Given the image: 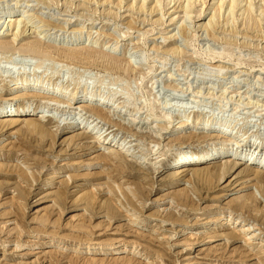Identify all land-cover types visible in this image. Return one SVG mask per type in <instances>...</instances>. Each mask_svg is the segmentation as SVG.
Segmentation results:
<instances>
[{"label": "rangeland", "instance_id": "1", "mask_svg": "<svg viewBox=\"0 0 264 264\" xmlns=\"http://www.w3.org/2000/svg\"><path fill=\"white\" fill-rule=\"evenodd\" d=\"M185 2L186 0H145L142 4V0H0V16L8 8H17L19 11L14 18H21L22 23L20 27L23 26L21 30L23 32L19 33L18 31L16 33L15 29H12V26H10L11 21L7 22L8 20H6L5 23H1L3 20L0 21V41L9 43V49L0 48V92L4 93L5 87H7L12 78L25 76L37 79L40 85L58 90H67L66 93L73 92L75 95V100H72L71 104L65 103V101L54 102L38 110L40 112L38 117L39 115L44 116L42 122L46 130H44L43 134L39 132L28 133L23 129H21L22 131H12L11 133V130H6V128L0 129V152H3L0 158L3 166V170L0 171V264H72L70 262L73 259H75L73 264H88L87 261H83L84 255L80 252L64 249L66 245L62 248L63 243L59 244L58 247L49 248L38 247L32 249L30 246L33 241L48 240L47 234L57 233L56 236L59 235L60 237L61 235L63 238H66L67 234L71 238L77 234L76 237L78 239H86V237L91 238L94 237L93 235L96 236L99 233L98 230L102 228L105 233L101 230L100 232L103 235L99 238H112L113 236L110 235L114 232L112 229L118 228L121 231L117 230V232L123 233L125 228L126 230L129 228L126 225L127 220L124 219L125 216L123 214L126 206L128 210L131 208L130 211L136 208V214L142 215V224L144 226L141 225L143 228L139 226L140 232L149 233L152 224L156 221H150L149 217L146 216L150 212H155L158 206L155 204V207L152 201L156 197L162 200V197L169 195V192L173 189L167 188L169 185L167 183L168 172H166L165 166L162 170L160 166L173 158L179 151L180 146H188L183 141L176 143L175 141L174 143L173 141L168 142L175 136L173 133L177 124H184L180 129L182 132L192 130V126L199 127L198 123H196V119L198 118L200 121L209 120L212 128L218 127L223 123L236 124V136L233 142L224 147V156L231 152H236L242 157L251 155L256 160L264 158V0H240L241 3L239 2L236 10L234 9V13L229 12L228 8H225V4L217 13L216 0H192V8L189 12L191 14L189 15L191 16L189 17L190 19L184 16V9L181 8V4L184 6ZM249 5L250 10L248 8ZM245 8L249 12L251 11V15L255 18L254 20L258 21V27L257 25L250 26L251 22L247 17L248 12H243ZM21 10L23 12L19 13ZM66 37H70L71 39L69 40ZM77 37L80 38L78 43H75L74 38ZM52 38L59 39V43L56 42L54 44L51 42L50 39ZM35 40H39L42 46L51 45L63 50L90 52L96 54L97 57L101 56L102 58L113 59L118 61L120 66L118 68L109 67L107 66V62H101L97 58L89 61L73 60L57 56L55 53L48 57H42L26 50H21V46ZM172 48L177 49V51L173 52ZM89 95H92L93 98L103 96L111 104L113 103L112 106L116 113H114V117L112 116L113 120L110 125L103 122L98 123L96 120L91 123L93 118L91 120L87 112L84 114L85 111L77 109L76 105H79L78 101H82ZM13 103L14 101H11L4 104L3 107H13ZM15 103H27L26 105L32 103L34 105L39 102L35 98H21L17 99ZM147 109H152V111L148 112ZM151 113L154 115L151 116ZM4 114L5 112H0V116ZM85 115L88 121L84 120L81 123ZM133 117L135 119L131 121ZM85 122H87L89 127L93 123V127L97 124L98 127H96L95 131L100 130L103 136L111 131L110 135H114V140L119 141L117 143H122L121 146H125L126 144V148L138 157L133 158L135 161L131 162L123 158L124 160L121 162H127H123L122 168H117L116 172L114 171L116 167L109 165V162L106 161V163L98 159L99 162L96 158H91L94 154L90 156L87 152V146L91 140L89 136L91 134H86L88 137L83 138L80 144H76L68 140V137L77 132L65 131L67 126L77 128L83 126L82 124ZM115 122H117V125H115ZM137 128L139 129L137 130ZM154 129L156 130L154 131ZM237 135L245 137V141L240 143V145H236L235 143L240 139ZM80 145L81 147H79ZM167 147L170 151L167 150V155L165 154L162 159L161 153L168 149ZM14 149L22 153H18L21 160L24 157L25 160L23 161L26 164L28 161L30 171L34 170L32 171L34 177L30 175L28 183H30L31 177L37 182L35 181L32 186H24L26 188L24 190H30L28 192L24 191L20 195L21 200H18L20 202L18 205L21 207H12L8 210L12 212L8 214L7 209L9 205L8 203V206L6 205L5 198L12 193L19 196L17 188L20 186L17 185L15 180L16 167L10 165L13 163H11L10 154H7L8 151H14ZM214 151V148L210 149L209 155H212ZM197 156L199 157V155H193L194 158H197ZM158 160L159 165L157 164L158 166L153 170L152 165ZM73 161H75V165L84 163L85 161L91 163L95 161L96 163H93L94 165H91L92 167L86 170H83L84 167L80 166L79 168V166L74 165L67 167V169H70L69 171H63L64 175L62 177L68 179L66 180V182L68 181L66 183L67 187L64 186L67 189L65 190V192L67 191V195H65L66 199L65 197L60 198L56 196L57 199L55 198V203L53 204L50 201L52 197H42L46 193L55 190L50 185L47 192H45L46 190L39 191V194L35 196L37 193L34 192L36 185L47 179L52 169L61 166L63 162L71 163ZM139 161L143 163L141 164ZM213 163L217 164L218 162L212 161L209 165ZM123 165H125L124 169ZM226 168L227 170L231 169L230 173L233 172L235 174L240 172L246 173L247 170L243 165L237 167L236 165L233 166L232 163L226 164ZM99 169L101 171L104 170V172L102 173ZM86 171H89L91 175H84L83 177L82 172ZM118 171L121 172L118 173ZM101 173L102 175L109 174L112 179H116V177L117 179L118 177L121 178L120 180L124 179L125 183L129 182V186L135 184L136 187L132 186V188L139 192L136 190L132 191L136 194L135 197L138 194L137 198L131 200V196H127L125 197L126 201H129L127 203L123 198V194L121 195V193L114 191V193L118 194L117 196L115 195L116 197L114 196V199L118 198V203L116 202L117 204L115 205L113 201L108 199L110 202L108 200L106 202L109 205L111 204L109 206L110 209L107 203L103 202L105 199H102L101 205L99 204L100 202L94 201L95 203L92 204L93 206L91 205V208L84 201H78L77 203L76 199L74 202L72 195L75 192L73 191V189L75 190L74 185L81 181L95 183L96 178L104 180L105 178H102ZM116 173L119 175L117 174L115 177L113 174ZM76 175L78 176L76 177ZM81 178L87 180H81ZM197 180L199 181L200 179H192V182L195 184ZM192 182H190L191 185H193ZM137 183H139V186ZM212 183L211 185L209 183H202L201 185L200 182V186L194 185V187L196 186L195 189H199L198 191L200 192L196 196V199L199 198L198 196L207 199V201L202 199L198 203L203 205L216 202L215 199L214 202L208 199L210 197L213 199L218 195V191L216 190L218 186L212 185ZM187 185L189 184L185 183L184 186ZM220 185L223 186V184ZM220 185L218 188H220ZM143 188L144 190H142ZM237 188L235 187L234 189ZM165 192L166 194H164ZM68 195L69 197L71 196L70 198H73L70 199ZM102 195L107 197V194H101V198H105ZM236 195L237 193L230 197ZM133 200H137L134 202L136 205H134ZM263 201L260 198V202H258L259 208L263 206ZM119 202H122V205ZM140 202H142L141 205ZM128 204L133 205L130 207ZM25 206H27L26 209L24 208ZM162 206L165 205H161L160 207ZM16 207L22 209L18 210ZM114 207H118V209ZM54 208L58 209L54 210ZM61 208H63L62 211H59ZM81 208L83 209L81 210ZM121 208L123 209L120 210ZM14 209L17 212L13 213ZM2 211H7L6 213L4 212V216ZM44 211L46 213L50 211L47 215L44 213L50 219L47 217L46 220L45 217L42 220L40 219L41 217L38 218L36 216L38 212V215L42 216L40 214ZM56 211H58V214ZM85 212L88 216L85 215ZM16 213L20 215L17 216ZM71 215H75L76 217L74 216L70 219ZM106 215H111V218H108ZM80 216L83 219H79L81 218ZM36 217L38 218L37 220ZM11 218L12 221L13 219L15 221L20 220L19 223L22 227L17 223V228H15L16 226H13L15 224H9L8 222L5 226L6 220ZM53 219L58 220V223H55L57 221ZM51 220L54 224L50 223ZM80 220L81 222L83 220L85 224L82 223L88 225V229L92 231H85L84 229L85 232H81L80 230H76L77 228H70L72 224L81 223ZM67 222H71V225L68 226L69 223L67 224ZM262 222H264L263 219L259 221L261 225L264 224ZM89 225H97V227L92 226L94 229H90L92 227H89ZM263 226L261 227L264 231ZM10 227L15 229L11 231ZM87 227L86 230H88ZM168 227L165 226L164 229L169 230ZM36 228H40L39 231ZM45 228L48 231L50 230L51 233H48V231L46 233ZM8 229H10V232H8ZM40 230L43 231L41 232ZM19 235L20 238H18ZM78 236H81V238ZM76 237H73L74 240H77ZM180 237L176 235L173 240H169V246L173 250L169 246L165 248H169V254H166L168 258H171L173 254L175 257L173 256V259L166 260L167 257L164 255L162 258H158L159 262L163 259L162 262L159 263L157 261L158 263L155 262V264H178V260L181 258L179 257L180 253L177 254L176 251L178 249L183 250L185 247L186 249L183 251L188 249V245H184L183 241L178 242ZM220 241L218 243H223L222 240ZM19 242L20 245L16 246ZM62 242L65 241L62 240ZM74 243L75 241L70 246ZM41 244H44V242ZM200 244L202 243L197 241L192 246V249L189 251L191 256L196 254V251H193L194 248L208 247L207 244ZM49 249L55 250V252L53 251L54 254L43 253ZM224 249L223 246L218 251H224V255L232 258L234 254H231L228 251L229 249H225L226 251ZM144 251L145 254L149 252V250ZM144 251L142 250L143 253ZM145 254L143 257H145ZM150 254H152L151 251L146 256L147 259H155ZM68 257L71 260L68 261ZM143 257H141V261L138 258L140 262L137 261V263L141 264L145 260L147 261ZM172 260L174 261L172 262ZM154 261H152L153 264Z\"/></svg>", "mask_w": 264, "mask_h": 264}, {"label": "bare ground", "instance_id": "2", "mask_svg": "<svg viewBox=\"0 0 264 264\" xmlns=\"http://www.w3.org/2000/svg\"><path fill=\"white\" fill-rule=\"evenodd\" d=\"M144 1L145 0H142V4ZM216 2H217V8H218L217 13L219 12L220 9H222L224 4H225L224 5L225 8L226 7L228 8L229 12L234 13L233 11H234V9L236 10L240 0H227V1L216 0ZM185 3L186 4H184V6H183V4H181V8L184 9L183 10L185 13L184 16H187L188 19H190L189 17H191V16H189V15H191V14L189 12L192 8L191 7L192 6V0H186ZM249 7H250V5L248 6V8ZM250 9L251 8H249V10ZM249 10L247 8H245L243 10V12H245V11L248 12L247 17H248V20H250V22H251L250 26L253 27V26L257 25V27H258V21L254 20L255 18H253V16L251 15L252 13H251V11L249 12ZM18 11L19 10L17 8H8V9L4 10L2 12V15L0 16V21L3 20V22H1V23H5L6 20H8L7 22L11 21L10 26H12V29H15L16 33H18V31H19V33H21V32H23V31H21L23 26L20 27V24L22 23L20 20L21 18L20 19L14 18V16L17 15L16 13ZM22 12H23V10H21L19 13H22ZM184 21H185V19H184ZM212 26L214 27V25H212ZM248 26H249V24H248ZM183 27H185V26H183ZM186 28H187V26H186ZM185 30H183V31H185ZM66 38H69V40L71 39L70 37H66ZM79 38L80 37L74 38L76 41L75 43H78ZM50 40L54 44H56V42L59 43V39L52 38ZM8 46H9L8 42L0 41V48L4 49V48H8ZM20 48H22L21 50H26L27 52H31V53H34L35 55H39L42 57H48L51 54L55 53L57 56H61V57L69 58V59H73V60H88L89 61V60H94L97 58L101 62H107V66H109V67L118 68L120 66V63L116 60L102 58L101 56L97 57L96 54H93L90 52L63 50V49H60V48H57V47H54L51 45L50 46H42V44L39 40L29 42V43L21 46ZM172 50H173V52L177 51V49H173V48H172ZM178 50L181 51L179 48H178ZM205 53H207V52H205ZM5 88L6 89H5L4 93L0 92V100H1L0 112H5L4 115L0 116V129L3 130V128H6V130H11V133H12V131L17 132L18 130L23 129V130L27 131L28 133H33V132L38 133L39 132V133L43 134L44 130H46V128H44V125L42 122V120L44 119V116L39 115V117H38V114L40 113L38 110L40 108L43 109L44 107L49 106L50 104H52L54 102L59 103V102L65 101V103L68 102V104L69 103L71 104L72 100H75V95L71 91H70L71 93H66L67 90H60V89L58 90V89L50 88L48 86H43V85L39 84L37 79L27 78L25 76H17L16 78H12L10 80L9 84H7V87H5ZM21 98L22 99H26V98H33L34 99L35 98L36 101L39 103L34 104V105H32V103H30L29 105H26L27 103L26 104H24V103L16 104L15 102L17 101V99H21ZM105 98L106 97H103V96H100L98 98H93L92 95H89V96H86L82 101H78L79 105H76V106H77V109H80L79 111H82V110L85 111L84 114H86V112H87L89 114L88 117H90L91 120L93 118L92 121L90 120L91 123L96 120V121H98V123L103 122L105 124L110 125V123H112V120H113L112 118L114 117L113 115L116 112L114 111V107L112 106L113 103L111 104V102ZM11 101H14L13 107H9V108L3 107L4 104H7ZM152 109L151 110L147 109V110H148V112H151ZM152 115H154V114L151 113V116ZM134 119H135V117H133V119H131V121ZM84 120L88 121V118L86 115H85V117L82 118L81 123ZM196 121H197L196 123H198L199 127L192 126V130L189 129L190 131H188V132H186V131L182 132L180 130L184 124H177L176 128H174L175 132L173 133V134H175V136L168 141V142L173 141V143H174V141H175V143L183 141L188 146H180L177 154L173 158H171L170 160H167L166 161L167 163H164L165 165L163 164L160 166L161 170L165 166V170H166V172H168V176H167L168 180L167 179L166 180H167V183H169V185L167 186V188H173V189H172V191L170 190L171 192H169V195H167V196L164 195L166 198L162 195L164 197V198L162 197V200L159 199L158 197H156L152 201L153 205L157 204L158 206H157V209H155V212H153V213L150 212L146 216V217H149L150 221H156L154 224H152V226H151L152 228L150 227L151 230L149 231V233H146L143 231L140 232V227L143 228V226H144V224H142V220H143L142 215H139L138 213L136 214V212H135L136 208H135V210L133 209L134 211L133 210L130 211L131 208L128 210L127 206H126V209L124 207L125 210H123L124 211L123 214L125 216L124 219L127 220L126 225H128L129 228H128V230H126V228H125L124 229L125 231L123 233L117 232V230L121 231L118 228L112 229V230H114V232H112L110 234L113 236L112 238L111 237L110 238L107 237L108 239L107 238L103 239V237H102V239L99 238L101 235H103L100 232L103 229L102 227H100L102 229L99 228L100 229V230H98L99 233L96 236L93 235L94 237H91V238L86 237V239H83V238H81V236H78L81 238V239H78L76 237L77 234L74 233L76 236H72V238L76 237L77 240L76 239L74 240V238L72 239L71 237H69V234H67L66 238L61 237V235H60V237H59V235L56 236V234H57L56 232H55L56 234H52L50 232V230L48 231L45 228L46 233H47V231H48V233L49 232L51 233V234L46 235L47 237H49V239L48 240H42V241H40V240L39 241H37V240L33 241L31 246L30 245L29 246L32 249H36L38 247L49 248V247H58L59 244L63 243V245L61 246L62 248L64 245H66L64 249H68L72 252H80L82 255H84V259L82 258L83 261H87L88 264L89 263L90 264H136L137 261L138 262L141 261L140 260L141 257H143V255L145 254L144 250H146V251L149 250V252L151 251V253H152L150 255H153V257L155 259H152V260L149 259L150 260L149 261L146 257L149 253L148 252L145 254V257H143L144 259H147V261L145 260V262H143L141 264H153L152 261H154V260H155L154 261V264H155V262H157V261L159 262L158 258H162V256H164V255L166 256V254L168 253L169 248L168 249H165V248H167L169 246V244H170L169 240H173L174 237L176 235H178V236H181L180 240L177 239L178 242L183 241L184 245H188L187 250L183 251L184 249H186V247H185L184 249L182 248L183 250L178 249L176 251L177 254L180 253L179 257L181 258L180 260H178L179 261L178 264H264V231H263V228L261 227L264 224L261 225L259 223V221H262V219L264 220V201L262 203L263 208L262 207L259 208L260 206H258V202H260V198H262V200H264V158L256 160L251 155L242 157V156L238 155L236 152H231V153L229 152L230 154H227L224 156V154H223L224 153V151H223L224 147H226V145L229 144L230 142H233V139L236 136V132H237V131H235L236 124L223 123V124L219 125L218 127L212 128L209 120L205 119L203 121H200L198 118V119H196ZM113 123H114V121H113ZM93 124H91V126ZM82 125L83 126L77 127V128L72 127V126H67L65 128V131H76L77 132V133L68 137V140L72 141L73 143L75 142L76 144H80L83 138L88 137V135H86V134H91V136H89L91 138V140L89 141V145L87 146L88 154H90V156H91V154L92 155L94 154L91 158H93V159L96 158L97 160L100 159L101 161L103 160L105 162L107 161V162H109V165H113L114 167H116L114 169V171L115 170L117 171V168H119V169H120V167L122 168V164L124 162V161L121 162L122 160L125 159V160L131 162V161H135L134 160L135 157H138L136 154H134L132 151H129V149L126 148L127 147L126 144H125V146L124 145L121 146L122 143H117L119 141L114 140V135H110L111 131L106 135L104 134V136H103L101 134L100 130L95 131L96 127H98L97 124H95L94 127L93 126L89 127L87 125V122L83 123ZM115 125H117V122H115ZM131 125H132V123H131ZM150 127H153V126H150ZM138 129L139 128H137V130ZM155 130L156 129H154V131ZM62 132H64V131H62ZM49 133H48V135H49ZM157 136H159V135H157ZM44 137H45V135H44ZM238 137L240 139L235 142L236 145H240V143L245 141V137L243 135H239ZM70 141H68V142H70ZM74 146H75V144H74ZM79 147H81V145ZM212 148H214L215 151L213 152L212 155L211 154L209 155V150ZM167 150L170 151L168 148L163 153H161L162 159L164 158L165 154L167 155V153H168ZM18 153H21V152L15 151V149H14V151L11 150V151H8V153H7V154H10L9 156L11 159V163H13L10 165H14V167H16V171H17L16 175H15L16 183H17V185L21 186V187L18 186V188H17L19 191L18 192L19 196L12 193L14 195L11 194L10 196L5 198L6 199V205L8 203V205L10 207V208L8 207L7 211L9 209H11L12 207L14 208V206H20V205H18L20 203L18 201L21 198L20 195L23 194L24 191L28 192V190H30V189L24 190V189H26L24 186H32V184L36 181L35 179L32 178V177H34V174L32 172L34 170L32 169L30 171V166H28L29 165L28 161L26 164V162L23 161V160H25L24 157H22L23 160H21ZM2 155H3V152H0V158L2 157ZM193 155H199V157L197 156V158H194ZM120 158H122V159L120 160ZM7 159H8V157H7ZM137 159H140V158H137ZM159 160L154 165H152L153 170L156 168V166L159 165V163H158ZM127 161H125V162H127ZM212 161L218 162V163L217 164L213 163V164L209 165ZM93 163H96V162L93 161L91 163L89 161H85L84 163H81L78 165H75V161H73L71 163L63 162L61 166L57 167L56 169H52V171L49 172L47 179H44L43 181L39 182V184L36 185V187H35L36 190L34 192H37V193L35 194V196L39 194V191L42 192V191L46 190L45 192H47V189L49 188V185H50V187L52 189L55 188V190L50 191L46 194L44 193L45 195L42 197H46V198L52 197V199H50V201H52L54 204L56 196L61 198V197H65V195H67V191L65 192V190H67V189H65V187H67L66 183L68 181L66 182V180H68V179L67 178L65 179L62 177L64 175L63 171H69L70 169H67V167L68 166L72 167L74 165L79 166V168H80V166L84 167L83 170H86L89 167H92L91 165H94ZM139 163L142 164L143 162L139 161ZM229 163H232L233 166L236 165L237 167H239L240 165L241 166L243 165L244 168L247 169L246 173H241V172L237 173V174H235L233 172L230 173L232 167H231V169H228V170L226 168V164H229ZM125 165H127V164H125ZM125 165H123V169H124ZM7 167H8V165H7ZM5 169H7V168H5ZM1 170H3V166H2V163L0 162V171ZM104 170H106V169L104 168ZM104 170L101 171L99 169V171H101L102 173L104 172ZM120 172L121 171H118V173H120ZM243 172H244V170H243ZM60 173H62V174H60ZM102 173L100 175L102 176V178H105L104 180L102 178H101L102 180H100V178H96L97 180L95 181V183H90L88 181L87 182L81 181L80 183L75 184L74 185L75 190L73 189V191H75V192H74V194H72L74 197V198L72 197L73 201L75 202L76 199H77V203H78V201H84L85 204H87V205L89 204L90 208H91V205L94 204L96 201H98L97 203L100 202L99 204L101 205L102 199H105V200H103V202L104 201L106 202L109 199L110 201H113V203L116 205L118 203V198H116V199H114V198L118 195V194H116L117 192L121 193V195L123 194L124 199L127 196H131V200L137 198L138 194L135 197L136 194H134V191H132V190H136V189L132 188V186L134 187L135 184L129 186L128 185L129 182L125 183L124 182L125 180L123 178H122L123 180H120L121 178H119V177L117 179L116 175L118 173L113 174V175H115L116 179L115 178L112 179V177L109 175L110 174L109 172H108L109 174L106 173L105 175L104 174L102 175ZM78 174H80V173H78ZM82 174H83V177H84V175H86V176L89 174L91 175V173H89V171H86L84 173L82 172ZM96 174H99V173H96ZM232 174H235V175H232ZM30 175H33V176L30 179V183H28V181H29L28 177H30ZM35 175H36V172H35ZM77 176L78 175H76V177ZM80 176H82V175L80 174ZM96 176H98V175H96ZM73 177H74V174H73ZM140 179H142V178H140ZM192 179H200L199 181L197 180V182H195V184H197L199 186H200V182H201V185H202V183H209V185H211V182H213L212 185L215 184L218 187L220 184H223V186L220 185V188L217 187L216 190L218 191V193H217L218 195L216 197L211 199L212 197L207 195L208 197H210V198H208L209 200H213V202H214V199H215L216 202L211 203V204H203V205L198 203L202 199H204V201H207V199L206 198H200V196H198L199 198L196 199V196L199 195L200 192L198 191L199 189L198 190L195 189L196 186L194 187L195 184L192 182ZM81 180H87V179L81 178ZM261 181H263V182H261ZM190 182H192L193 185H191ZM185 183L186 184L188 183L189 185L184 186ZM261 183H263V184H261ZM21 184H23V185H21ZM138 184L139 183H137V185ZM10 185H12V184H10ZM182 185H183V187H181ZM141 186H142V184H141ZM22 187H24V188H22ZM235 187H238V188L234 189ZM12 188H13V186H12ZM52 189H50V190H52ZM142 190H144V188ZM98 191H100L101 193ZM114 191L116 193H114ZM136 191H138V190H136ZM235 193H237L236 196L230 197L231 195H235ZM101 194H107V197L102 195L105 198H101V196H100ZM164 194H166V192ZM27 195H28V193H27ZM69 195H68V197H69ZM139 195H141V194H139ZM16 196H18V197H16ZM99 197H100V199H99ZM120 197H119V199H120ZM159 197H161V196H159ZM228 197H230V198L228 199ZM72 198H70V199H72ZM140 198H142V197H140ZM65 199H66V197H65ZM123 200H122V202H124ZM64 201H66V200H64ZM119 201H121V200H119ZM127 201L125 199V202H127ZM136 201L133 200V203ZM122 202H119V203L121 204ZM106 203H107L108 207L111 205V204L109 205L108 202H106ZM141 203L142 202H140V205H141ZM56 204H58V202H56ZM72 204H74V203L72 202ZM130 204H128V205H130ZM132 205H130V207ZM134 205H136V204L134 203ZM161 205H165V206L160 207ZM22 206H24V205H22ZM46 206H48V205H46ZM46 206H44V207H46ZM26 207L27 206H25L24 208L26 209ZM50 207H52V206H50ZM58 207H60V206H58ZM118 207H114V208L118 209ZM155 207H156V205H155ZM16 208L18 210L22 209V208L19 209L18 207H16ZM101 208H99V209H101ZM106 208H107V206H106ZM15 209H14L13 213L17 212V211H15ZM55 209H58V208H54V210ZM62 209L63 208H61V210H59V211H62ZM82 209L83 208H81V210ZM92 209H94V208H92ZM109 209H110V207H109ZM122 209L123 208H121L120 210H122ZM139 209H140V206H139ZM139 209H137V210H139ZM10 212H12V211L10 210ZM10 212L8 211L7 213L9 214ZM49 212L47 211V213H49ZM57 212L58 211H56V213ZM109 212H110V210H109ZM5 213L3 214V216L5 215ZM44 213H46V211H44L40 214L42 216H39L38 215L39 212H38V214L36 216H38V218L41 217L40 219L43 220L46 217L44 215ZM47 213H46V215H47ZM116 213H119V212H116ZM140 214H143V213H140ZM19 215L17 214V216H19ZM75 215H71L70 219H72ZM85 215H87V213ZM87 216H86V218H87ZM190 216H192V217L190 218ZM47 217L49 218V216H47ZM47 217H46V220H47ZM107 217L111 218V215L107 216ZM38 218L36 217V220ZM56 218H58V217H56ZM14 219H13V221H12V218L7 219L5 222V226H6L7 222L9 224H12V223L15 224V225H13L14 227L16 226L15 228H17L18 224L20 226L21 225L19 223L20 220L19 221L16 220V221H18V222H16ZM79 219H83V218L81 217ZM53 220L57 221V222L54 221L55 223H58V220H56V219H53ZM84 220H85V217H84ZM42 222H45V221H42ZM80 222H81V220H80ZM82 222H83V220H82ZM82 222L78 223V224L74 223L75 225L72 224V226H70V228H72V227L77 228L76 230H80L81 232L84 231V229H85V231H92V230L88 229V227H87L88 225H84L85 223L83 222L84 223L83 224ZM87 222H86V224H87ZM157 222H159V223H157ZM47 223H49V221H47ZM50 223L54 224L52 222V220ZM70 223L71 222H67L68 226L71 225ZM97 223H99V222H97ZM108 223H109V221H108ZM262 223H264V222H262ZM145 224H147V223H145ZM40 225L42 226V224H40ZM141 225H143V226H141ZM44 226H43V228H44ZM56 226H57V224H56ZM85 226L87 227L88 230H86ZM92 226L89 225V227H92ZM165 226H169L168 227L169 230L164 229ZM12 227H10L11 231L15 229ZM21 227H22V225H21ZM93 227H97V225H95ZM93 227L90 229H94ZM6 228H8V227H6ZM39 229H37V230L39 231ZM9 230L10 229H8V232H10ZM74 231H75V229H74ZM19 232L21 233V231H19ZM19 232H18V234H19ZM72 235H73V233H72ZM87 235H89V234L87 233ZM90 235H92V234H90ZM82 237H84V236H82ZM18 238H20V235L18 236ZM62 240H64L65 242H62ZM220 240H222L223 243H218V241H220ZM73 241H75V243L72 246H70V244ZM197 241L198 242L200 241V243H202L200 245H206L207 244L208 247H200L198 249L194 248L193 251H196L195 252L196 254L191 256V253L189 251L192 249V246L195 243H197ZM43 242H44V244H41ZM67 242H68L69 247L67 245ZM19 245H20V242H19V244L18 243L16 244V246H19ZM197 246H198V244H197ZM219 246H221V247L224 246L225 249H229L228 251L231 254H234L233 256L231 255L232 258H229L227 255H224V251L223 252L218 251L219 249H221V247L219 248ZM152 248H154V249H152ZM53 249H55V248H53ZM53 249H49L47 251L43 250L44 252L42 250H40V251H42L45 254L49 253L52 255V253L54 254V252H55V250H53ZM142 250L144 251V253L142 252ZM72 252H70V253L73 254ZM229 252H228V255H229ZM173 256L175 257L174 254H173ZM46 257H49V256H46ZM166 257H167L166 260L173 259L172 257L171 258H168V256H166ZM210 257H213V258H210ZM236 257H237V259H235ZM79 258H80V256H79ZM138 258L140 261L138 260ZM69 260H71V259H69V257H68V261ZM74 260L75 259H73V261L70 263L73 264ZM162 260H160V261L162 262ZM142 261H144V260H142ZM173 261L174 260H172V262ZM161 262H159V263H161ZM137 264H139V263H137ZM167 264H169V263H167ZM173 264H175V263H173Z\"/></svg>", "mask_w": 264, "mask_h": 264}]
</instances>
